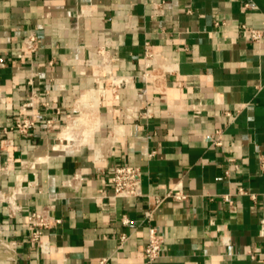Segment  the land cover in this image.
<instances>
[{"label":"crops","instance_id":"0c3cea01","mask_svg":"<svg viewBox=\"0 0 264 264\" xmlns=\"http://www.w3.org/2000/svg\"><path fill=\"white\" fill-rule=\"evenodd\" d=\"M155 1L163 0H0V192L22 187L16 214L0 200V264H148L144 212L178 181L190 196L156 211L164 243L154 264L264 263V38L256 45L239 30L245 23L264 31V0H164L159 16ZM215 19L226 25L217 28ZM31 34L39 50L20 59ZM147 41L160 52L155 82L141 67ZM34 71L48 105L29 134H6ZM103 85L93 134L77 127L69 134L75 141L61 140L78 100ZM126 107L151 115L129 118ZM49 118L60 127H48ZM71 141L76 149L57 151ZM120 164L141 167V196H113ZM49 203L62 223L45 231L56 250L43 255L28 240L24 216ZM251 248L262 252L259 260Z\"/></svg>","mask_w":264,"mask_h":264},{"label":"built area","instance_id":"2783aa9c","mask_svg":"<svg viewBox=\"0 0 264 264\" xmlns=\"http://www.w3.org/2000/svg\"><path fill=\"white\" fill-rule=\"evenodd\" d=\"M165 1H155L153 3L154 15L159 16L166 13ZM250 4L246 3V7ZM214 25L217 28H222L226 25V21L215 19ZM240 33L244 35L249 41L256 45H261L264 38V31L251 27L245 23L240 25ZM39 50V38L35 34L28 36L24 45L18 51V58L20 59H32L34 55ZM98 54L103 57V62L107 60V51L105 47H102L98 50ZM160 52L155 50L152 44L147 41L145 43V55L144 62L141 67L143 69V76L145 78L151 79L153 82L158 81L160 77L154 71L157 69V62ZM0 65L4 66L5 61L0 58ZM49 65L53 66L54 61L50 60ZM106 69V67H105ZM171 72L172 69H167ZM38 76L37 72H32L31 77L29 78V84L32 86L30 94L26 101H24L19 109L18 116L13 120V122L4 127V132L9 134L12 131H16L21 135L29 134L36 126L38 119L40 117V105L47 106L48 102L45 101L36 87H34L35 78ZM122 79L121 81H123ZM125 81V80H124ZM125 111L129 118L139 117L141 115L148 117L151 113L140 107H126ZM60 112L59 110L57 111ZM47 126L56 129L60 127L57 123L54 122L53 118L47 119ZM223 129L218 128L211 135V143L213 146H222L223 145ZM2 145H0V151ZM98 158H101V155H97ZM260 166L264 170V155L260 156ZM236 167H239V164L236 163ZM111 182L113 185V196L114 197H123V198H132L139 197L143 194L142 191V171L141 167L137 165L130 164H120L116 165L113 168V175L111 177ZM239 192L246 194L248 193L244 188L240 187ZM22 194V187H18L16 190L12 191L10 195H6L3 192H0V200L8 202L12 214L20 209V206L16 204L18 195ZM190 196V193L187 191L185 186L181 181H178L169 189L166 193L162 195H157L154 197L153 203H149L147 209L144 212L143 222L148 226V240L144 246V254L148 264H154L157 259L163 255V243L164 239L161 236L157 225L155 224V214L159 207L168 199H174L176 201H184ZM255 198V195H252ZM223 199L228 204H233V198L231 194H224ZM55 205L49 203L39 210L29 211L24 216L25 226L28 232V240L36 247L43 255H50L55 252L56 247L53 245L50 239L45 237V231L51 229L54 226H59L62 223V219L53 214ZM123 222L125 224L130 223L128 217H123ZM264 224V218L262 219ZM121 244L128 239V235L123 233L120 236ZM225 244L230 243V238L226 237L223 239ZM249 256L253 260H259V257L262 255V252L255 248H251L248 251ZM108 258L100 259L96 264H106ZM258 264H264L259 263Z\"/></svg>","mask_w":264,"mask_h":264},{"label":"bare ground","instance_id":"6f19581e","mask_svg":"<svg viewBox=\"0 0 264 264\" xmlns=\"http://www.w3.org/2000/svg\"><path fill=\"white\" fill-rule=\"evenodd\" d=\"M113 81L118 82L119 80L113 78ZM103 92H105V87L101 86L100 89L91 90L90 92L83 94L82 98L78 100L77 105L80 110V114L71 118L68 124L60 132V137L62 139L75 141V138L70 136L71 132L75 128H79L81 125H86L87 123H89V129L84 134L87 137H90L93 134L99 124V119L95 116L97 111L96 106L99 105L100 93ZM66 147L67 146L64 148Z\"/></svg>","mask_w":264,"mask_h":264},{"label":"rangeland","instance_id":"374dc122","mask_svg":"<svg viewBox=\"0 0 264 264\" xmlns=\"http://www.w3.org/2000/svg\"><path fill=\"white\" fill-rule=\"evenodd\" d=\"M103 87H104V85H103ZM80 114V110H78V112L73 116V117H76V116H78ZM65 126V125H64ZM81 127V131H88V129H89V123H87L86 125H81L80 126ZM60 130L61 129H59L58 131H57V133H56V136L59 134V132H60ZM80 131V132H81ZM72 132H75V130H73ZM74 137V136H73ZM61 140H63L62 138H60ZM59 142H61V141H59ZM70 144V145H69ZM68 145V147H66L65 148V150H62L63 148H62V146L57 150L58 152H65V151H72V150H74V149H76L77 148V144H76V142H73V141H71L70 143H69Z\"/></svg>","mask_w":264,"mask_h":264}]
</instances>
